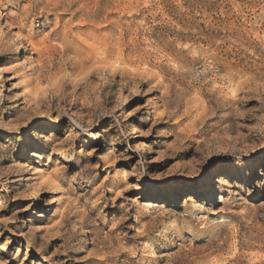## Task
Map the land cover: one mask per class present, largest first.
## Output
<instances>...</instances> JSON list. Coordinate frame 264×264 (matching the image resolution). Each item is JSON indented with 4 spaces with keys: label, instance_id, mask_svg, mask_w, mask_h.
Listing matches in <instances>:
<instances>
[{
    "label": "rangeland",
    "instance_id": "1",
    "mask_svg": "<svg viewBox=\"0 0 264 264\" xmlns=\"http://www.w3.org/2000/svg\"><path fill=\"white\" fill-rule=\"evenodd\" d=\"M48 1L0 0V264H264V0Z\"/></svg>",
    "mask_w": 264,
    "mask_h": 264
},
{
    "label": "bare ground",
    "instance_id": "2",
    "mask_svg": "<svg viewBox=\"0 0 264 264\" xmlns=\"http://www.w3.org/2000/svg\"><path fill=\"white\" fill-rule=\"evenodd\" d=\"M93 1V4H91L92 6L89 5V3H85V1L83 0H49L47 2V4L43 7L42 11H52L54 9H59L63 12H70L71 9H74L73 12H71L72 14V17H77V24H81V25H93L96 27V24L98 23V19L100 18L101 15H99V13L101 12V9L104 8V7H107L108 9L109 8H112V6L110 7L111 4H113V0H92ZM37 2V1H36ZM115 10V9H114ZM108 11V10H107ZM105 12V11H104ZM52 13V12H51ZM128 13V12H127ZM79 15V16H78ZM109 19V18H108ZM101 21V20H100ZM111 22V21H110ZM111 24V23H110ZM71 25V24H70ZM66 28V27H65ZM74 36V35H73ZM13 42V45H14V48H15V52L17 55H22L23 54V46H24V41L23 40H20V39H17L15 36H11L10 38ZM114 40V39H113ZM82 41V40H81ZM90 46H88L86 44V46H88V50L90 52H87L88 54H91V52H95V56L97 57L98 56V48L97 50H95V48L93 49L92 48V45L91 43H89ZM78 48H81L79 44H77ZM106 46V45H104ZM85 48V47H84ZM58 50V49H57ZM56 50V51H57ZM118 50V49H117ZM101 51V50H100ZM62 52H73V49H71L70 47L68 46H65L63 45L62 46V49L59 50V53H62ZM58 53V54H59ZM103 53V52H102ZM101 53V54H102ZM112 53V52H111ZM108 54V53H107ZM60 55V54H59ZM87 56V54H86ZM94 56V58H95ZM60 57V56H59ZM58 57V58H59ZM71 57V56H70ZM88 57V56H87ZM76 58V62L79 64H82V62H84L85 58L83 55H76L75 56ZM74 59V58H72ZM101 59V58H100ZM98 58V60H100ZM105 60V59H103ZM117 60V59H116ZM98 62V61H97ZM119 63V62H118ZM94 64V63H93ZM110 65V64H109ZM108 76L109 78H113V73L109 72L108 73ZM0 88H1V94H3L5 92V88H6V80H5V77L3 76V69L0 67ZM47 124H53V122L49 121L47 122ZM55 124V123H54ZM136 129V128H135ZM138 129V127H137ZM134 130V134L138 133V130ZM200 176L202 177V181H205L206 180V175L205 174H200ZM241 179V178H240ZM235 245V244H234ZM184 251V250H183ZM193 251H197V250H193ZM191 252V251H190ZM193 254H198L197 252H192ZM185 254V252H184ZM204 254V253H203ZM189 256V255H187ZM204 257V256H203ZM239 257V256H238ZM184 258V257H183ZM185 260H190V263L188 264H195L196 263V260L197 259H202V256L201 257H193L191 259H189L188 257H186V254H185ZM206 258V256H205ZM237 258V257H236ZM234 259V258H233ZM259 259H264V253L259 257ZM203 260V259H202ZM209 260V259H208ZM200 263V262H199ZM210 263V262H209ZM187 264V263H186ZM202 264H208L206 261H204Z\"/></svg>",
    "mask_w": 264,
    "mask_h": 264
}]
</instances>
